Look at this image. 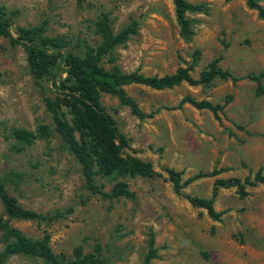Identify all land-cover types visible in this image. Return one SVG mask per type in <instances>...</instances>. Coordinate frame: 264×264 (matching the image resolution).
Listing matches in <instances>:
<instances>
[{
	"label": "rangeland",
	"instance_id": "rangeland-1",
	"mask_svg": "<svg viewBox=\"0 0 264 264\" xmlns=\"http://www.w3.org/2000/svg\"><path fill=\"white\" fill-rule=\"evenodd\" d=\"M185 1L206 6L205 13L187 14L193 21L189 41L179 37L171 0H0V5L18 26L40 25L44 36L63 37L66 49L78 56L99 44V17L107 19L114 34L135 23V33L101 58L106 71L161 77L190 67L189 75L197 79L212 59L221 56V70L259 76L264 87V21L242 0ZM259 3L264 7V0ZM195 49L199 57L193 63ZM123 89L140 111L158 109L157 113L139 120L103 94L100 105L128 141L123 153L149 163L154 176L96 178L101 191L124 182L134 196L103 200L84 189L79 165L52 130L42 103L43 96L53 97L49 81L37 87L22 48L0 38V175L22 174L21 181L5 184L7 194L23 208L47 217L9 224L32 239L47 235L50 250L63 254L66 261L72 260L75 247L88 254L98 246L100 264H141L151 231L156 257L150 264H264L263 187L246 186L243 198L233 189H219L213 208L224 214L212 221L174 194L161 170L179 172L183 182L198 172L225 169L184 187L185 193L204 199L216 178L251 180L258 168L264 174V93L256 95V84L248 79H215L206 86L181 83L159 91L140 85ZM184 96L212 104L227 101L220 123L210 112L187 104L171 109ZM38 125L46 126L49 135L15 152L11 130L34 132ZM5 264L43 263L13 255Z\"/></svg>",
	"mask_w": 264,
	"mask_h": 264
},
{
	"label": "trees",
	"instance_id": "trees-1",
	"mask_svg": "<svg viewBox=\"0 0 264 264\" xmlns=\"http://www.w3.org/2000/svg\"><path fill=\"white\" fill-rule=\"evenodd\" d=\"M245 7L255 13L258 20L264 21V7L259 0H242ZM174 19L179 37L189 41L192 37L193 21L187 14L205 13L204 4H190L185 0H171ZM135 23L122 28L114 34L108 26L107 19L101 16L95 22L96 33L100 37L99 44L88 49L82 56L72 54L66 49L67 42L63 37L49 38L43 35L42 26L21 27L15 24L12 16L0 5V38L6 39L9 45H18L25 55L27 71L33 83L41 88L43 81H49L53 97H42L45 112L49 115L53 132L61 141L65 151L79 165L83 187L91 194L98 195L103 200L124 198L132 200L133 193L124 182H115L109 192L101 191L95 179L116 180L125 178H152L154 172L151 165L134 156L124 154L127 149V139L119 133L114 120L100 105V95L114 97L120 106L127 107L130 114L139 120L152 118L158 109L147 114L137 107L135 101L126 95L124 87L140 85L151 90L171 89L185 83L189 86L210 84L213 80L236 83L248 79L256 84L255 94L264 93V87L259 83L260 77L252 74L234 76L228 70H221L218 62L221 56L212 59L199 72L197 79L189 75L190 67L177 68L172 74L144 76L136 72L123 74L117 69L106 71L100 66L101 58L110 54L118 45L123 44L135 33ZM199 57L197 49L192 52L193 63ZM187 104L196 110H206L220 123L219 116L224 113L223 104H212L206 100H195L189 96L180 99L179 108ZM231 125L242 130L241 126L231 122ZM49 131L46 126L38 125L34 132L14 128L10 132L13 140L12 149L21 152L33 144L35 139L46 138ZM171 184L172 191L185 200L192 208L203 210L212 221H218L224 211L216 212L214 200L219 189H233L234 193L243 198L246 196L245 187L260 185L264 188V174L258 168L252 176L240 181L236 178L214 179L208 198L191 196L183 191L191 181L214 177L225 169L210 172H198L185 181H181L180 173L170 168H161ZM22 180V174L8 172L0 175V264L13 255H23L41 260L43 264H100L99 247L95 246L92 253L82 254L80 247L72 250V260L66 261L63 254H54L48 245L49 237L43 235L40 239H32L23 235L18 229L9 224L10 220L34 221L45 220L46 216L35 213L20 206L5 190L6 183ZM51 219V217H49ZM156 257L154 239L148 232L146 252L141 264H150Z\"/></svg>",
	"mask_w": 264,
	"mask_h": 264
}]
</instances>
